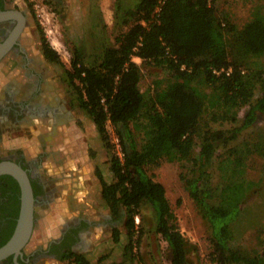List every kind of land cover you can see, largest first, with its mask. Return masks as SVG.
I'll return each mask as SVG.
<instances>
[{"label": "trees", "instance_id": "obj_1", "mask_svg": "<svg viewBox=\"0 0 264 264\" xmlns=\"http://www.w3.org/2000/svg\"><path fill=\"white\" fill-rule=\"evenodd\" d=\"M125 1L116 0L117 11ZM122 26L127 29L116 36V44L97 42L101 44L91 59L74 47L70 68L43 30L42 51L48 61L65 68L73 102L91 118L109 156L106 164L113 180L108 182L100 167L96 174L102 200L110 210L115 242L122 234L118 225H125V260L134 259V239L140 244L143 233L136 217L143 220L142 210L148 207L156 232L168 243L171 264H193L189 241L166 188L153 172L166 160L191 165V174L183 178L210 227L212 260L216 264H264L258 249L251 252L242 243L244 232L255 227L259 240H264V208L255 201L243 202L239 194L245 185L248 191L262 190L259 181L246 177V157L264 159V126L249 137H240L264 113V76L259 67L264 58V10L258 7L239 26L218 12L215 0H164L163 4L137 0L125 10ZM134 56L166 71L167 77L156 80L153 91L140 89L142 66ZM247 105L241 124L227 129L211 124L218 119L237 123L240 110ZM108 123L117 136L118 152ZM144 131L146 137L140 143ZM215 165L220 177L214 182ZM2 177L10 179L13 191L7 196L13 203L0 246L13 234L21 203L18 182L10 175ZM65 248L60 260L92 264L86 253Z\"/></svg>", "mask_w": 264, "mask_h": 264}, {"label": "rangeland", "instance_id": "obj_2", "mask_svg": "<svg viewBox=\"0 0 264 264\" xmlns=\"http://www.w3.org/2000/svg\"><path fill=\"white\" fill-rule=\"evenodd\" d=\"M81 2L74 0H21L20 6L22 8L30 6L33 11V18H30V26L27 28L26 36L32 40V45L36 46L38 52L37 56H42L40 50L42 51L43 30L46 38L59 52L66 68L71 67L73 49L76 46L83 50L87 59L93 58L92 54L97 53V44H101L97 42L103 41L110 45L116 44V36L127 29L126 26H122L125 10L130 6H134L137 0H126L123 4V9L120 11L116 9V0H93V3H90L91 5L86 4L85 6L82 5V0ZM215 6L219 13L224 16L227 15L237 25L243 26L251 18L252 12L255 9L260 7L264 10V0H215ZM133 60L142 66V78L139 83V87L142 91H153L155 81L167 77V73L163 68L146 64L142 59L137 58V56H134ZM42 62L43 63L40 65L46 70V78L56 91V96L54 97L61 102L60 105L68 113V118L66 117L67 121L61 122L63 123V128L65 126L68 128L66 131L62 128L63 132H69L70 130V135L77 138L79 147L78 158L80 159V164H82L80 166H84L88 169L86 188L88 187L91 193L88 198L86 197L87 193L84 195L85 201L83 202L87 204V208H84L83 216L87 218V222L90 223L88 232L91 240L93 238L95 242L98 239V241H100L99 245H96V248H99L96 251L98 255L95 253L96 264H171V253L168 243L156 232L153 213L148 207H144L142 210L143 216H145L143 220L140 216L136 217L137 228L143 230V233L140 238V244L136 245L135 240L137 238L134 239V259L125 260L124 246L127 242L125 225L123 222L118 225L122 234L120 241L115 242L112 236L113 223L111 219L105 215L106 212L109 214L110 210L105 202L101 200L98 191L101 187L99 178L96 174L98 167L103 170L105 179L107 178L106 180L108 182L110 181L109 178L111 173L106 165L109 156L107 152H103L104 145L91 118L73 102L68 85L64 79L65 68L47 59L44 61L42 59ZM261 64L263 66L259 67L262 76H264V58L261 59ZM10 76H12V74L3 75L0 73V88L1 85L7 84L6 82ZM257 93V96L260 95L259 90H257ZM46 97V99H49L50 96ZM248 108L249 105L240 110L238 117L239 121L237 123L222 122L221 119H218L212 121L211 124L217 129H227L241 124ZM263 126L264 113L259 115L257 121L252 126L242 132L240 139L249 137L254 131ZM108 128L111 133V139L116 144V148L114 149L118 152L117 136L109 123ZM23 133V130L16 132V135L5 133V136H3L0 142L1 151L7 153L10 150L20 149L31 157L33 152L28 143H30V141H37L35 138L31 139L32 136L30 134H27L25 137ZM8 135L10 138L7 137ZM20 136H24V143L17 140ZM145 137L146 134L144 131V134L141 133L140 143L143 142ZM46 146L49 148L50 144L48 143ZM63 146L65 145L60 146V148H65V150H67V145L66 147ZM50 150H57V146H51ZM36 156L37 155H35V157ZM218 161L219 160L216 161V165ZM246 161L248 163L246 168L247 179L259 181L262 184L261 191L264 192V159L257 156H247ZM216 165L213 167L214 182L219 180L220 177V171L217 169ZM190 167L191 165L189 162H169L164 160L153 172L155 174V179L164 184L166 194L176 214L179 227L189 241L191 249L189 256L192 263L216 264L211 257L213 247L209 240L210 227L202 218L194 199L186 188L183 178L185 174H191ZM42 169L45 170L46 166L43 165ZM49 169H53L55 172L57 170L54 165H50ZM245 187L239 191V194L242 195V201L247 204L255 201L254 203L257 202L264 208V195L260 194L261 191L252 192V190L248 191V187ZM62 189L64 188L61 187V190ZM61 190L58 191L56 196H54L52 201L48 204L46 212L40 219L39 227L32 240H38V242L40 241L41 243L48 242L51 237H57L60 234L61 228L65 223L70 219L74 220L75 216L78 215L76 213L77 209H67L65 207L67 198ZM62 204L63 207H60ZM262 221L264 222V213L262 215ZM97 224L106 227L101 231V226ZM54 226L55 229L52 231ZM42 227H48L52 231L51 233L53 234L51 237L48 236V234L45 237L41 234L38 235ZM96 234H98L97 237H95ZM242 243L245 244L249 251L254 252L258 249L264 255V240H259L257 227L249 228L244 232Z\"/></svg>", "mask_w": 264, "mask_h": 264}, {"label": "flooded vegetation", "instance_id": "obj_3", "mask_svg": "<svg viewBox=\"0 0 264 264\" xmlns=\"http://www.w3.org/2000/svg\"><path fill=\"white\" fill-rule=\"evenodd\" d=\"M20 2L21 0H0V12L18 10L23 15L9 14L7 18L0 20V46L7 43L17 26L24 22L23 29L14 43L4 51L0 58V73L3 75L12 74L8 78L7 84L1 85L0 88V142L5 133L16 135V132L23 130L24 135H32L31 127L39 128L47 125V122L53 124L52 116L59 111L58 106L54 105L60 103L54 97L56 91L46 78V70L40 65L41 60L37 56L36 46L32 45V40L26 36L30 18H33V11L30 6L22 8ZM43 96L45 98L50 96L47 99V104L41 103ZM50 149L51 146L48 148L44 145L36 157H29L25 151L20 149L10 150L7 153L0 149V161L13 160L21 164L30 176L36 199L33 233L38 229L40 219L45 214L48 204L60 191V185H57L59 178L53 176L49 178V173L42 169L43 162L47 160L48 156L54 154L55 150L51 151ZM4 175L0 176V238L10 223L9 214L12 211L13 203L7 196L9 191H13L12 185L9 177H2ZM56 177L59 175L56 174ZM85 220L70 219L63 225L60 234L49 240L45 247H38L28 252L26 248L29 241L22 254L16 258L14 255H10L0 264H17V262L18 264H37L38 260L45 255H57L67 246L71 248L79 246L81 243L80 233L89 230L90 226V223Z\"/></svg>", "mask_w": 264, "mask_h": 264}, {"label": "crops", "instance_id": "obj_4", "mask_svg": "<svg viewBox=\"0 0 264 264\" xmlns=\"http://www.w3.org/2000/svg\"><path fill=\"white\" fill-rule=\"evenodd\" d=\"M74 1H80L81 2V0H74ZM82 1H83V4H82L83 6H85L86 4L91 5L93 3L92 2L93 0H82ZM103 9H104V6H103ZM40 54L42 55V56H40L41 58L39 57L41 60L40 62L42 64L43 63L42 59L44 61V60H46V58L43 56L44 55L43 51L40 50ZM137 58L141 59L138 56H137ZM44 97L45 96L41 97V101H42L41 103L47 104V99ZM60 103L58 102L57 104L56 103L54 104V105L58 106L59 111L55 112L52 116V122H54L53 124L50 122H47L46 123L47 125L41 126L39 128L31 127V130H32V133H31L32 138L31 139L35 138L37 142L30 141V143H28V145L31 147L32 152H33L31 157H35V155H38L41 148L44 145H47L48 143L50 144V146H53V145L57 146V150L54 151V154H52V156L51 155L48 156L47 160L44 161L43 165L46 166V169L44 171L49 173L48 174L49 178L51 176H53L55 178H59L58 184L61 185L60 190H61V187L64 188L61 191L64 193L65 197L67 198L66 199L67 204H65V207L67 209H77L76 213L78 215L75 216V219H82V220L86 219L87 220V218H85L83 216V214H84L83 210H84V208H87V204L86 203L84 204L83 201H85L84 195L87 193L86 197L88 198L89 194L91 193V190L88 189V187L86 188V183H87L86 178L88 177V169L85 168L84 166H80L82 164H80V159L78 158L79 147H78L77 138L72 137L70 135V133H71L70 130H69V132H65V133L63 132V129H64V131H66L68 128H66V126L63 128V125H62L63 123H61V122L67 121V118H68L67 114L68 113L60 105ZM45 120L48 121V119H45ZM93 125H94V123H93ZM94 127H95V125H94ZM73 128H74V125H73ZM95 129H96V127H95ZM24 136L26 137V135H24ZM24 136L18 137L17 140L19 142L22 141L24 143ZM7 137L10 138L9 135ZM62 145H65L63 147H66V145H67V147H68L67 150H65V148H60V146H62ZM103 152H105V153L107 152L105 150L104 146H103ZM50 165L51 166L54 165L57 168L56 172L53 169H49ZM56 174H58L59 177H56ZM111 179L113 180L112 174H110V178H109L110 181L109 182L112 181ZM98 191H99V194H100L101 200H102V186L99 188ZM60 207H63V204L60 205ZM105 215L111 219L110 213L108 214L106 212ZM97 225L101 226V231H103L104 228L106 227V226H103L101 224H97ZM107 228H106V230H107ZM54 229H55V226L53 227L52 231H54ZM36 231L33 233L31 240H32V238H34ZM52 231L48 227H46V228L42 227L41 230L38 232V235L41 234L43 237H45L48 234V236L51 237V235L53 234V233H51ZM88 231L89 230L83 231L80 233L79 237H80L81 243L79 244V246L74 247L72 249L75 251H78V252L86 253L89 256L92 264H96L95 253L98 255V253L96 251L99 249V248H96V245H99L100 241H98L99 240L98 238H97L98 240L96 242L93 240V238L91 240V237L89 236ZM98 234H96V236L95 235L94 236L97 237ZM54 238L55 237H51L50 240H52ZM31 240L28 244V247L26 248V251H28V252H31L38 247H45L47 244V242L41 243L40 241L38 242V240L37 241H35V240L31 241ZM60 254H61V252L57 255H49V256L45 255L38 260L37 264H72L67 260L66 261L60 260V258H59Z\"/></svg>", "mask_w": 264, "mask_h": 264}, {"label": "water", "instance_id": "obj_5", "mask_svg": "<svg viewBox=\"0 0 264 264\" xmlns=\"http://www.w3.org/2000/svg\"><path fill=\"white\" fill-rule=\"evenodd\" d=\"M23 16L22 12L18 10L9 12H0V20L7 18L8 15ZM24 22L17 26L13 36L7 41V43L0 46V58L4 51L9 49L18 37L19 33L23 29ZM8 174L13 176L20 186V211L17 218V223L13 234L9 240L0 246V262L10 255H14L15 258L22 254L24 247L30 241L34 226H35V195L33 185L27 170L19 163L13 160H2L0 161V176ZM18 264V262H17Z\"/></svg>", "mask_w": 264, "mask_h": 264}, {"label": "built area", "instance_id": "obj_6", "mask_svg": "<svg viewBox=\"0 0 264 264\" xmlns=\"http://www.w3.org/2000/svg\"><path fill=\"white\" fill-rule=\"evenodd\" d=\"M163 2H164V0H160V4H163ZM159 10H160V6L157 8V11H159ZM117 146H118V149H120L119 143H117Z\"/></svg>", "mask_w": 264, "mask_h": 264}]
</instances>
